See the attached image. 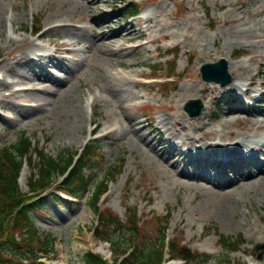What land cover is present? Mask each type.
Returning a JSON list of instances; mask_svg holds the SVG:
<instances>
[{
  "label": "rangeland",
  "instance_id": "374dc122",
  "mask_svg": "<svg viewBox=\"0 0 264 264\" xmlns=\"http://www.w3.org/2000/svg\"><path fill=\"white\" fill-rule=\"evenodd\" d=\"M0 1L5 17L16 18L13 25L5 22L0 27V72L4 78L0 81V148L13 144L24 132L37 148L64 160L91 139L88 131L93 126L97 125L94 136L100 137L95 143L98 157L89 171L92 182L86 190L75 193L77 202L53 200L47 194L31 213L38 230L55 238L53 250L43 258L44 264H83L89 250L111 259L109 244L91 236L97 217L89 207L97 185L110 179L101 209H111L123 220L127 208L135 209L142 234L152 238L159 235L156 219L167 217L168 238L191 252L210 256L194 264H263L264 255L261 259L256 255L264 246V188L231 189L229 183L235 180L232 175L208 182L197 174L185 183V178L174 174L171 163H176V170L190 175L194 168L186 165L179 150L173 156L170 146L181 141L178 138L210 136V126L220 128L224 122L230 123L228 129L234 133L256 131L252 116L236 125L237 115L242 117L243 110L241 114H224L244 109V104L228 96L227 91L220 93L223 88L230 89V83L209 87L202 82L198 68L223 58L231 65V81L241 73L245 83L254 82V90L264 82V0H136L141 12L128 20L123 0ZM107 19L109 22L102 24ZM59 20L72 22V26L51 30L40 41L31 35L35 21L45 28ZM131 25L136 33L125 42L127 49L119 53L118 62L99 66L91 57V49L77 50L96 42L99 32ZM77 39L80 44L73 47ZM52 43L61 52L65 48L62 44H71L64 63L52 69L56 81L69 82L68 91H60L57 83L47 85L33 80L28 61L12 59L21 51L32 50L33 44ZM140 44L138 50L132 49ZM237 50L244 51L243 56H236ZM10 64L19 71L18 75L6 71ZM168 76L172 83L164 86L161 83ZM33 85L44 88V92L11 95ZM199 95L203 103L207 101L209 110L202 119L190 118L183 104ZM119 103L124 116L117 114ZM31 104L40 106L30 108ZM81 109L87 118L80 131L76 124ZM166 117L171 118L168 125ZM174 121L185 130L176 128ZM166 127L178 137L170 136ZM130 129L140 130L139 134L156 145V151L163 152L166 161L148 151ZM260 132L264 133V124ZM258 167L262 169L263 165ZM258 167L251 169L256 172ZM118 170L121 174L116 175ZM22 171L26 175L19 181L25 192L33 169L27 164ZM60 180L56 178L57 184ZM219 193L226 195L215 198L214 194ZM219 234L242 238L243 244L226 252L219 245Z\"/></svg>",
  "mask_w": 264,
  "mask_h": 264
},
{
  "label": "trees",
  "instance_id": "16d2710c",
  "mask_svg": "<svg viewBox=\"0 0 264 264\" xmlns=\"http://www.w3.org/2000/svg\"><path fill=\"white\" fill-rule=\"evenodd\" d=\"M124 4L130 14H137L139 9L134 0H127ZM173 67L174 62L170 65L169 73L173 71ZM97 153L98 147L95 144L89 146L62 185L72 192L87 189L88 183L92 182L87 171L95 165ZM32 154L36 158L33 159ZM25 161L34 170L28 181L29 193L20 190L17 180ZM72 161V155L64 160H57L43 149L32 147L30 138L24 132L19 134L13 144L0 148V264H39L38 256L52 251L55 238L38 230L31 213L41 203L42 194L51 193L55 175H63ZM108 169L110 171L107 174L110 175L111 168ZM115 172L119 174L121 171ZM103 183L104 180L97 185L89 205L99 220L96 237L109 242L113 254L118 255L113 264H161L167 217L156 219L159 225L157 238L143 235L135 209L128 208L125 221L109 209H99L98 201L106 189V183ZM218 242L226 252H230L236 250L243 239L219 235ZM169 250L172 258H181L186 264L209 258L207 254L181 248L175 240L171 241ZM83 264L111 263L103 256L88 251L83 257Z\"/></svg>",
  "mask_w": 264,
  "mask_h": 264
},
{
  "label": "bare ground",
  "instance_id": "6f19581e",
  "mask_svg": "<svg viewBox=\"0 0 264 264\" xmlns=\"http://www.w3.org/2000/svg\"><path fill=\"white\" fill-rule=\"evenodd\" d=\"M92 3V2H91ZM91 3H89V7L91 5ZM4 5L3 3L0 1V27H4L5 22H7V18L5 17V13H4ZM12 22H16V18L12 19ZM60 21H64V20H60ZM109 20H105L102 24H106L108 23ZM126 31L127 34L125 36L122 35V33ZM136 31L134 30V26L131 25L129 27H120L119 29L116 30H109L108 32H99L96 34V42L93 43H89V41H86V43H89L86 45V47L84 46H80L77 48L78 51L80 52H84L85 48L87 49H91V57L94 58V60L96 61V64L101 66L106 64L107 62H112L113 60H116L117 62L119 61L118 56L120 52L125 51L127 48L124 47L125 42L131 41L132 40V35L135 34ZM1 34V31H0ZM75 44L74 45H79V39H77L76 41H74ZM140 45H133L132 49L133 50H138L140 48ZM29 53L27 51H21L19 52L17 55L13 56L12 59H17V60H25L28 61L29 59ZM227 67L230 68L231 65L227 62ZM239 68V66H237V69ZM7 72H10L12 74L18 75L19 71L16 70L13 66V64H10V66H8L6 68ZM238 76L234 78V81L231 82L230 84V89L223 88L220 90V93L223 94L225 91L229 92L230 90H237V86L234 84V82H238L240 80H242V74L239 73L237 74ZM34 79L33 80H37L39 81V83H47V85L51 84V83H57L60 86V91H68L71 88V85L69 84V82L66 80L64 81H56V77L54 75H48V74H42V73H33ZM44 92V88L40 89L35 87V85L19 90V91H14L13 93H11V95H18L17 93L19 92H26L28 94H37L36 92ZM251 93V90H247L246 94L249 95ZM201 95L198 96V98H200ZM41 100L43 101V99L41 98ZM205 103V111L203 112V114L200 116L199 119H202L203 115L205 114L206 111H208V104L207 101H204ZM41 105L43 103H40ZM40 105H36L33 108H38ZM118 111L117 114H120L122 116H124V108L123 106L119 103L118 104ZM230 112V111H228ZM235 112H240L239 110L235 111ZM261 114L264 111H259ZM79 114L81 115L79 120L77 121L78 123L76 124V128L79 129L81 131L82 129V122L83 120L85 121V119L87 118V116L83 113V110L81 109ZM124 119H126V117H123ZM250 117L249 116H245V117H241L239 115H237V119H236V125L238 124L237 121L242 120V122H245L246 120H249ZM91 121V119L89 120ZM171 122V118L166 117L165 118V123L168 125ZM262 122H264V117L263 119H259L257 118L255 120V124H256V129L257 131L261 129L262 127ZM82 123V124H81ZM174 126H176V128H180L182 130H185V127L182 126V124L180 122H176L174 121V123H172ZM208 124H206L205 126H207ZM178 126V127H177ZM205 126H202L199 128V130L202 132V130L204 129ZM230 123L229 122H224L220 125V129L219 128H214L213 126H210L209 130H208V134H210V136H205L202 135L200 138H191V137H184V138H178L179 140H181L180 145L182 144V146L188 148L186 154H192L193 152L195 153L196 150H192V147L189 145H192L195 141H207V140H211L213 142H211V146H210V152L213 153L215 156H226V157H232L234 155L237 156V158L239 160L242 159V156L246 153H249L250 157H254L255 155L258 154V152H260L261 148L260 146H264V138L262 136L258 137V134L254 133V134H247L244 135L241 132H237L234 133L232 131H228L227 133L224 132L223 128L226 127L227 129L229 128ZM169 127V126H168ZM167 128V131L169 133L170 136L172 137H178V135H176V132L173 131L172 128ZM140 130H134V129H130V132L132 133V136L138 141L140 142L142 145H144L148 151L152 152L155 157L163 159V152H158L156 151V145L151 144L149 141H147L145 139V137L142 134H139ZM232 138H234L235 140H237L235 144V148L236 149H232L229 148L228 145L226 144L228 140H231ZM192 140V141H190ZM187 143H190L189 145ZM207 144V142H206ZM205 144V146H206ZM176 150V149H175ZM193 151V152H192ZM200 150H198L197 152H199ZM236 158V159H237ZM232 159V158H231ZM166 161V160H165ZM242 161V160H241ZM191 164V160L188 161L187 166H190ZM264 165V164H263ZM253 166H256V163H253ZM171 169L173 170L174 174L178 177H183L186 180H184L185 183H188L189 181H192L197 174L201 173L200 169L195 170L194 174L190 175L187 174L185 171L183 170H176L177 165L176 163L174 164L173 162L170 165ZM221 168V167H220ZM223 173L222 171H218L215 179L217 178V176H221ZM25 172L23 171L21 173V178L25 177ZM191 183V182H190ZM229 186L231 189L234 190H238V189H246V188H264V167L257 171V172H253L252 170H248L246 172H240L237 171L235 173V180H233L231 183H229ZM226 194L224 193H219V194H214L215 198H220V196H224Z\"/></svg>",
  "mask_w": 264,
  "mask_h": 264
},
{
  "label": "water",
  "instance_id": "95a60500",
  "mask_svg": "<svg viewBox=\"0 0 264 264\" xmlns=\"http://www.w3.org/2000/svg\"><path fill=\"white\" fill-rule=\"evenodd\" d=\"M202 79L204 82L213 84L215 82H220L225 84L229 81V75L226 71L225 61L223 59L214 62V63H204L199 69ZM221 75L225 77L223 80H220L215 75ZM185 110L190 114L191 117L199 116L202 113L203 105L199 100L190 101L186 106Z\"/></svg>",
  "mask_w": 264,
  "mask_h": 264
}]
</instances>
